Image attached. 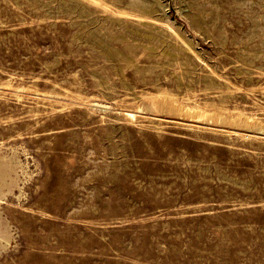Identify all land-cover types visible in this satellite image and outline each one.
<instances>
[{
    "label": "rangeland",
    "instance_id": "obj_1",
    "mask_svg": "<svg viewBox=\"0 0 264 264\" xmlns=\"http://www.w3.org/2000/svg\"><path fill=\"white\" fill-rule=\"evenodd\" d=\"M91 1L0 0V264H264V132L137 107L264 122V0Z\"/></svg>",
    "mask_w": 264,
    "mask_h": 264
},
{
    "label": "bare ground",
    "instance_id": "obj_2",
    "mask_svg": "<svg viewBox=\"0 0 264 264\" xmlns=\"http://www.w3.org/2000/svg\"><path fill=\"white\" fill-rule=\"evenodd\" d=\"M93 2V0L91 1ZM100 2V1H99ZM104 2V1H102ZM97 1H94V4H96ZM100 4V3H98ZM102 4V3H101ZM104 4V3H103ZM110 7V6H109ZM107 7V9L109 8ZM105 8V7H104ZM110 9V8H109ZM123 13V12H121ZM125 13V12H124ZM128 13V12H127ZM126 13V14H127ZM134 15V14H133ZM137 16V15H136ZM139 18V17H138ZM9 82V81H8ZM5 84L7 82H4ZM7 87V84L5 85ZM16 86V85H15ZM20 86V85H19ZM4 87V86H3ZM25 88V87H24ZM27 89V87H26ZM35 91V90H33ZM38 93V92H37ZM50 95V94H49ZM147 95V94H145ZM76 96V95H75ZM80 96V95H79ZM144 96V95H143ZM51 97V96H50ZM185 97V96H184ZM186 98V97H185ZM88 99V98H87ZM80 100V99H79ZM81 101V100H80ZM85 101V100H83ZM86 103V102H84ZM90 103V102H89ZM138 103V102H137ZM91 104V103H90ZM93 105H96L95 103ZM92 105V106H93ZM103 106V105H102ZM204 106V105H203ZM138 110L142 109V108H146L149 109V111H152V113L154 112H162L165 114H176V115H181L183 117H188L194 120H199V119H203L206 122H219L221 125L225 126V125H232V126H236V127H245L246 129L251 128L253 130H260L264 132V122L258 118H254L251 117L250 115V111H249V115H247L244 112H239L236 109L237 114H230V113H226L223 112L220 109L214 108L213 110H208L206 108L201 107L200 105L195 104H188L186 102H180L178 101L177 97H175L173 94H168L164 91L162 92H156L151 93L150 97L147 98V100H145V102H142V104L138 105ZM224 107V106H223ZM236 108V107H235ZM227 109V107H226ZM234 109V108H233ZM118 111V110H117ZM143 111V110H142ZM227 111V110H226ZM232 111V110H231ZM234 111V110H233ZM137 112V111H136ZM117 113V112H116ZM122 113V112H121ZM125 113V112H124ZM142 113V112H141ZM123 114V113H122ZM121 114V115H122ZM143 114V113H142ZM127 117L131 116L133 117L134 113L128 112L127 114H124ZM152 115V114H151ZM141 116V115H140ZM155 116V115H154ZM144 117V116H143ZM130 120V118H129ZM159 120V119H158ZM162 120V119H161ZM176 122V121H175ZM201 122H203L201 120ZM179 123V122H178ZM215 124V123H214ZM189 127L192 125L188 124ZM211 125V124H210ZM186 127V126H185ZM222 127V126H221ZM195 128V127H194ZM203 128V127H202ZM209 128V127H208ZM234 128V127H233ZM197 129V128H196ZM199 129V128H198ZM206 129V128H205ZM218 129V128H217ZM245 129V130H246ZM210 131V130H209ZM225 131V130H224ZM243 131V130H242ZM213 132V131H212ZM230 132V131H229ZM223 133V132H222ZM227 133V132H226ZM237 134V133H236ZM243 134V133H242ZM238 135V134H237ZM249 136L248 134H244ZM243 135V136H244ZM262 135V134H261ZM246 136V138H247ZM242 137V135H241ZM256 138V137H255Z\"/></svg>",
    "mask_w": 264,
    "mask_h": 264
}]
</instances>
